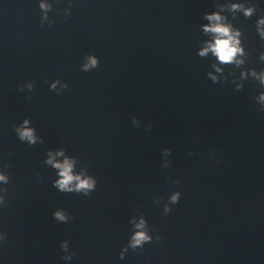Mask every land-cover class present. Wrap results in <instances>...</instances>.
Segmentation results:
<instances>
[{
	"label": "water",
	"instance_id": "95a60500",
	"mask_svg": "<svg viewBox=\"0 0 264 264\" xmlns=\"http://www.w3.org/2000/svg\"><path fill=\"white\" fill-rule=\"evenodd\" d=\"M39 2L0 0V170L12 164L0 185V264H67L65 240L76 252L70 264H264V112L254 99L264 88L249 78L236 91L230 75L213 84L214 58L197 54L208 39L203 14L226 0H71L67 19L69 0H48L51 28L41 27ZM252 3L251 18L224 14L244 34L243 67L259 72L264 0ZM87 55L99 66L83 72ZM57 79L68 85L59 95L49 89ZM27 82L35 90L20 93ZM24 119L43 144L17 138ZM60 148L97 180L89 196L52 186L56 172L43 161ZM177 191L164 216L153 200ZM57 209L74 219L58 223ZM140 214L162 240L120 260Z\"/></svg>",
	"mask_w": 264,
	"mask_h": 264
},
{
	"label": "clouds",
	"instance_id": "9594fccd",
	"mask_svg": "<svg viewBox=\"0 0 264 264\" xmlns=\"http://www.w3.org/2000/svg\"><path fill=\"white\" fill-rule=\"evenodd\" d=\"M71 0L68 2V7L65 8L64 14L65 19L71 15ZM216 11L211 13L205 12L202 19L207 23L200 26L201 32L208 39L200 41L198 48V56L200 58L207 59L210 56L214 58L211 64V68L214 70L207 73V77L212 81L213 84L222 83L227 80V76H233V83L235 84V90L241 91L244 87L242 81L251 78L253 81L259 83L261 88H264V70L257 72L254 68H244L243 66L247 63L250 53L246 51L242 31L237 28L229 19V15L232 20L237 18V14H242L244 18L248 19L253 17L257 12L256 4L252 3V0H241V2H231L226 0L224 3H217L215 5ZM39 9L40 24L41 27L47 23V26L51 28L55 21L49 16L52 12V3L48 0H40ZM228 13L229 15H225ZM256 32L261 41H264V15H261L256 20ZM259 59L264 62V52L260 53ZM99 66V59L95 55H87L84 57L83 63L81 64V71L90 72ZM232 66V71L225 74V67ZM235 69H243L240 71L238 79L235 78ZM215 73V74H214ZM45 83H47V77H45ZM68 85L61 80L57 79L53 81L49 89L55 91L58 95L63 91L67 90ZM35 90L33 82H27L21 84L18 87L20 93H32ZM28 101H31L32 96L26 97ZM255 101L260 106V111L264 112V92H261L256 96ZM133 127H140V121L136 118L132 119ZM147 129L150 130L152 125L148 124ZM17 138L29 146H35L36 144H43L44 139L37 135V131L31 126L29 119H24L21 124L14 129ZM217 153L213 151V155ZM12 153H9V158ZM163 163L161 167L168 168L171 165V161L168 159L171 156L170 149H164L161 153ZM194 155V153H189ZM46 159L43 163L49 166L56 172L57 178L53 181V187L61 193H75L83 195L84 197L89 196L96 190L97 180L94 176L90 175L86 166H81L79 171H74L77 164L81 162L72 156L67 155L66 150L63 148L49 150L46 153ZM60 158H63L62 160ZM11 163H5L3 165L4 170H0V185L6 186L10 182V174L7 169H11ZM179 183V180L175 181ZM181 197L180 192H173L168 196L167 202L163 198L153 200V203L157 206L163 204V215L167 216L173 209L172 205L179 203ZM8 207V189L7 187H0V208ZM53 219L58 223H68L73 220L74 217L68 214L64 209H57L53 213ZM131 225L132 234L128 239V243L123 247L119 253V259L124 260L126 254L129 251L136 252L142 250L146 244H151L153 241L159 243L162 237L159 235H153V229L149 225L148 221L143 214L134 216L129 220ZM7 242V233L0 232V245ZM64 255L62 260L70 264L73 258L76 256V252L70 251L69 241L65 240L60 245Z\"/></svg>",
	"mask_w": 264,
	"mask_h": 264
}]
</instances>
